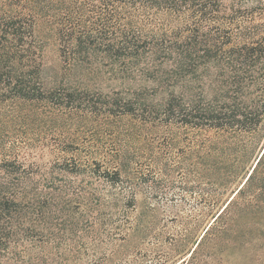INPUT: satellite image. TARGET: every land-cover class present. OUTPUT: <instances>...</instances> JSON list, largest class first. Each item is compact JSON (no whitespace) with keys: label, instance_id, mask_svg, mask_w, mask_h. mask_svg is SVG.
Here are the masks:
<instances>
[{"label":"trees","instance_id":"16d2710c","mask_svg":"<svg viewBox=\"0 0 264 264\" xmlns=\"http://www.w3.org/2000/svg\"><path fill=\"white\" fill-rule=\"evenodd\" d=\"M187 167L200 239L138 241ZM238 257L264 260V0H0V264Z\"/></svg>","mask_w":264,"mask_h":264},{"label":"rangeland","instance_id":"374dc122","mask_svg":"<svg viewBox=\"0 0 264 264\" xmlns=\"http://www.w3.org/2000/svg\"><path fill=\"white\" fill-rule=\"evenodd\" d=\"M45 65L48 70L57 68L60 63L58 46L53 39L46 42L44 51ZM175 139L172 142L171 158L172 162H185L188 159L200 160L199 153L192 154L191 145L187 132L185 130H175ZM172 185L169 189L170 206L168 211L161 214L166 217L167 223H141L143 231L139 234L137 240L147 243L149 246L156 244L169 245L170 243H188L193 246L201 237L204 228L208 223H179L180 219L189 218V215H199L201 213V176L192 175L185 169L176 170L173 173ZM139 202L145 200L143 192L138 194ZM191 222L192 220L189 219ZM148 246V247H149ZM147 247V246H144ZM185 254V252H183ZM184 255L177 256L180 259ZM235 261V259H232ZM239 264H252L254 261L244 257L236 258ZM264 264V260H263Z\"/></svg>","mask_w":264,"mask_h":264}]
</instances>
